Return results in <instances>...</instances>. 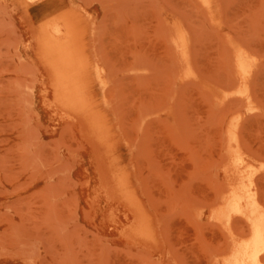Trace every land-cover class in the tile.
Wrapping results in <instances>:
<instances>
[{
  "label": "rangeland",
  "instance_id": "rangeland-1",
  "mask_svg": "<svg viewBox=\"0 0 264 264\" xmlns=\"http://www.w3.org/2000/svg\"><path fill=\"white\" fill-rule=\"evenodd\" d=\"M262 224L264 0H0V264H246Z\"/></svg>",
  "mask_w": 264,
  "mask_h": 264
},
{
  "label": "bare ground",
  "instance_id": "bare-ground-1",
  "mask_svg": "<svg viewBox=\"0 0 264 264\" xmlns=\"http://www.w3.org/2000/svg\"><path fill=\"white\" fill-rule=\"evenodd\" d=\"M73 63H75V61H73ZM73 63L72 60H66V62L64 63V69L66 71L70 70L73 66ZM252 231H254L252 237V250L246 264H262L261 260L262 255L264 254V224H262L255 230L252 229Z\"/></svg>",
  "mask_w": 264,
  "mask_h": 264
}]
</instances>
